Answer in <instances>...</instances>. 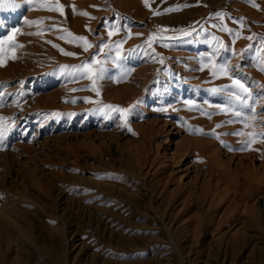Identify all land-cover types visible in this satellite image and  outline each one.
I'll use <instances>...</instances> for the list:
<instances>
[{
  "label": "rangeland",
  "instance_id": "obj_1",
  "mask_svg": "<svg viewBox=\"0 0 264 264\" xmlns=\"http://www.w3.org/2000/svg\"><path fill=\"white\" fill-rule=\"evenodd\" d=\"M9 37L0 264H264V0H13Z\"/></svg>",
  "mask_w": 264,
  "mask_h": 264
},
{
  "label": "snow or ice",
  "instance_id": "obj_2",
  "mask_svg": "<svg viewBox=\"0 0 264 264\" xmlns=\"http://www.w3.org/2000/svg\"><path fill=\"white\" fill-rule=\"evenodd\" d=\"M13 0H0V6L5 5L6 3H12ZM52 10V9H49ZM56 10H61V14H63L62 12V6L61 5H57L56 6ZM171 10V9H170ZM81 15H88L87 13H80ZM158 14V13H153ZM217 17L219 18L221 16L220 13L216 14ZM214 27H218L220 31H229L231 32V29H226L223 25H214ZM113 33L111 31H109L108 35L111 36ZM191 33H185V35H190ZM236 36H239V33H236ZM63 39V37H61ZM80 41H83V47H84V51H88L89 48L93 47V45L89 44L86 40L85 37H78L77 38ZM247 39H251V37H248ZM12 41V37H9L8 41H0V51L3 50V44L4 43H11ZM149 46H151V44L154 41L152 36L148 37V41ZM120 43H123V41H121ZM99 49L100 53H103L105 48H108L109 45H105L103 43H101L100 45L97 46ZM221 47H225L223 44H221ZM251 47V46H250ZM66 55H74V53H65ZM4 63V61L2 59H0V65H2ZM102 61H98L96 60L95 56H93L89 61L84 62L82 65L79 66V68L77 69L78 72H81L82 75H88L89 79H92L93 76L99 78L100 75L103 73L104 69L102 67ZM162 63V61H161ZM262 63H264V60H262ZM93 65H100L99 67L93 69ZM214 71H212V76L216 77L217 73H221L225 76L228 75V71H229V67L227 64H214ZM261 70H264V68H262ZM229 79H232V86H230L227 89H220V91H228V95L231 97L232 101H234L233 104L226 106L224 108L221 109V111L223 112H232V114L236 117H240L242 116V112L237 110L236 108V104H238L241 108H248L249 104L248 101L251 98V94L248 91V88L239 80V79H235L232 77H229ZM94 82V81H93ZM213 91H217L216 89H213ZM3 93H0V96H2ZM105 108L108 109H112L113 106L111 105H105ZM251 111H255L254 109H250ZM114 111L116 112H120L121 114H123L124 112L128 111L126 109H121V108H115ZM121 118L123 119V115H121ZM3 119V118H0ZM230 122H234V121H230ZM247 126V125H245ZM217 127H220V125H217ZM129 131H131V129H129ZM3 135H4V129L0 128V140L3 139ZM229 135H243V133L241 132H236V133H229ZM249 135L251 136H255L256 134L253 133H249ZM262 137H264V133L260 134ZM218 138V137H217Z\"/></svg>",
  "mask_w": 264,
  "mask_h": 264
}]
</instances>
